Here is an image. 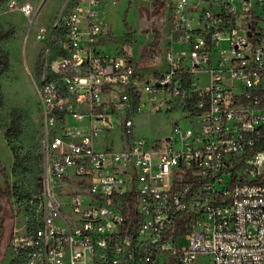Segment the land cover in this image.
Segmentation results:
<instances>
[{
  "label": "built area",
  "instance_id": "1",
  "mask_svg": "<svg viewBox=\"0 0 264 264\" xmlns=\"http://www.w3.org/2000/svg\"><path fill=\"white\" fill-rule=\"evenodd\" d=\"M140 1L168 22L151 78L100 51L104 0H67L46 24L30 1L4 3L41 46L45 122L37 219L12 229L13 252L27 264H264V0ZM145 94L183 104L193 129L137 139ZM103 133L122 147L97 150Z\"/></svg>",
  "mask_w": 264,
  "mask_h": 264
},
{
  "label": "rangeland",
  "instance_id": "2",
  "mask_svg": "<svg viewBox=\"0 0 264 264\" xmlns=\"http://www.w3.org/2000/svg\"><path fill=\"white\" fill-rule=\"evenodd\" d=\"M28 1L40 9L37 22L46 24L54 21L67 0ZM114 1L117 0H104L101 6L106 37L99 49L112 57L131 58L137 71L151 78L153 72L162 71L166 66L164 53L168 22L164 7L160 3L147 4L140 0H118L117 4ZM99 20L100 18L95 19ZM9 27L14 28L15 34L9 40H0L11 57L10 71L0 78L5 97V104L0 108V162L6 170V176L0 172V190L9 185L14 193L18 192V196L12 200L13 217L0 230V264H27L13 252L10 231L14 227H31L37 219L40 203L37 190L44 168L42 149L45 122L42 105L35 90L33 71L41 46L34 40L29 20L18 12L9 11L2 4L0 28ZM184 108L183 104L177 102L168 104L162 99L152 101L145 94L142 111L133 116L135 137L147 138V141L165 139L172 134L177 123L184 129H193L194 124L187 120ZM14 109L26 111V117L23 121V134L10 144L6 133ZM111 140L116 143V149L122 147L117 134L110 137L103 133L97 138V150H104ZM14 148L27 159L24 170H13ZM71 189L74 187L65 186L62 190ZM58 199L62 204H68L70 198L59 196ZM6 210L9 213L8 207ZM189 244L185 237L180 238V247H187ZM200 264H209V259L201 258Z\"/></svg>",
  "mask_w": 264,
  "mask_h": 264
},
{
  "label": "trees",
  "instance_id": "3",
  "mask_svg": "<svg viewBox=\"0 0 264 264\" xmlns=\"http://www.w3.org/2000/svg\"><path fill=\"white\" fill-rule=\"evenodd\" d=\"M7 0H0V6L4 4ZM15 34V30L13 27H9L7 29L0 28V40H9ZM11 67V57L9 52L1 45L0 41V78L7 74L10 71ZM5 104V97L3 94L2 85L0 83V108H2ZM26 117V111L20 109H14L10 115V123L8 125V130L6 133V138L10 144L16 141L24 132L23 121ZM43 150V149H42ZM43 159V154H42ZM27 159L25 156H21L14 148V165L13 170L16 172L20 169H25V163ZM0 172L2 175L6 176V170L2 166L0 162ZM42 180L43 174L40 179L39 188L37 190V198L40 199L42 194ZM18 196V192L14 193L13 190L10 189V186L7 185L5 188L0 190V230L2 231L7 224V220L13 217V199ZM8 207L9 213L6 210ZM13 229V228H12ZM12 229L10 233L12 232Z\"/></svg>",
  "mask_w": 264,
  "mask_h": 264
}]
</instances>
